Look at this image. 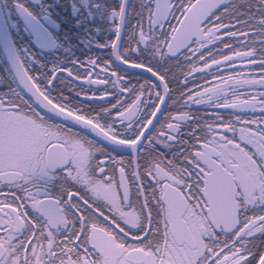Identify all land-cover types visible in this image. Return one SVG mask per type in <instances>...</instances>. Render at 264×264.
<instances>
[{"label":"snow or ice","instance_id":"6c2138e0","mask_svg":"<svg viewBox=\"0 0 264 264\" xmlns=\"http://www.w3.org/2000/svg\"><path fill=\"white\" fill-rule=\"evenodd\" d=\"M90 7L0 74V264H264V0Z\"/></svg>","mask_w":264,"mask_h":264},{"label":"flooded vegetation","instance_id":"af4514ba","mask_svg":"<svg viewBox=\"0 0 264 264\" xmlns=\"http://www.w3.org/2000/svg\"><path fill=\"white\" fill-rule=\"evenodd\" d=\"M91 0H0V74L17 57H36L38 67L91 54V42L107 39ZM23 4L32 15L17 5ZM31 66V61H29Z\"/></svg>","mask_w":264,"mask_h":264}]
</instances>
